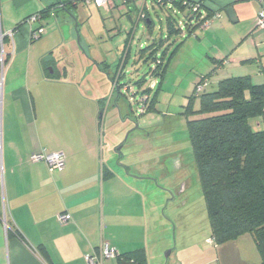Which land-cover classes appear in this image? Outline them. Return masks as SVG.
<instances>
[{"label": "crops", "instance_id": "0c3cea01", "mask_svg": "<svg viewBox=\"0 0 264 264\" xmlns=\"http://www.w3.org/2000/svg\"><path fill=\"white\" fill-rule=\"evenodd\" d=\"M1 1L17 9L31 4V12L25 17L56 4L41 23L57 19L62 42L66 43L64 28L73 20L71 9L58 8L60 0ZM146 1L130 0L136 9L127 5L119 13L126 14L123 17L131 25L129 30L130 25L125 26L127 35L115 49L119 66L130 55L138 21L148 24ZM202 1L205 13L217 11L219 17L192 33L182 31L179 45L174 42L166 49V55L172 51L166 60L169 62L190 38L205 55L203 72L196 74L193 84L216 67L208 87L212 81L243 75L264 86V29L255 26L261 5L254 0ZM116 6L113 0L102 8L114 10ZM25 17L7 12L1 16L6 31L1 27L0 31H12V35L5 50V71L0 67V264H88L86 256H99L104 245L116 253L141 249L146 264H168L171 251L166 258L162 256L168 246L157 236L162 227V216L157 221L152 200L157 186L153 178L122 162L125 140L119 142L118 137L129 130L125 128L128 118L122 119L125 109L117 107L112 116L105 109L100 115L104 89L100 88L102 95L97 97L90 86H80L97 85L100 80L72 77L60 65L63 56L55 57V50L46 52L42 41L28 43L31 26L23 22ZM122 29L115 27V32L121 35ZM147 39L149 43L154 37ZM42 59L48 62L46 70ZM216 59L222 62L216 65ZM112 117L118 119L116 130L113 135L105 134L104 122ZM260 120L264 125V109ZM41 151L63 152L64 166L50 170L44 161L31 160V154ZM62 213L69 215L65 222L58 219ZM245 235L235 240L240 260L260 264L251 235L247 236L254 248L250 250L252 257L242 254L249 246ZM122 262L105 257L96 264Z\"/></svg>", "mask_w": 264, "mask_h": 264}, {"label": "rangeland", "instance_id": "374dc122", "mask_svg": "<svg viewBox=\"0 0 264 264\" xmlns=\"http://www.w3.org/2000/svg\"><path fill=\"white\" fill-rule=\"evenodd\" d=\"M1 2L0 0V8H3L2 11L0 9V27L3 30L6 27L1 25L2 14L16 13L22 19L31 12L29 10L31 4L17 9L14 6H4V2L3 4ZM131 3L130 0H116L117 6L114 10L104 9L95 3L80 4L82 8H79L80 5L78 8H70V17L73 21L71 26L67 24L64 28L66 43L63 44L58 29L61 25L53 18H49L46 24L43 23L44 32L32 42L42 41L41 45L46 52L55 50L53 53L55 57L63 56L60 65L68 69L72 77H88L90 82L100 80L97 85L91 83L80 86L85 88L90 86L97 97L102 95L100 90L104 89L105 106L111 111L109 116L116 113L117 107L125 109L127 115L124 114L122 119L128 118L125 128H129L127 133L129 131L130 133L126 139L127 133L118 137L119 142L125 140L122 162L128 164L133 171L153 178V184L157 186V194L152 199L157 207V221L162 216V227L157 231V236L161 239L162 245L168 246L163 250L162 256L166 258L168 251H171V255L167 257L168 264L239 263L237 259L227 260L226 255L224 256V248L228 250L230 248L227 246H233L237 242L222 249L216 247L211 239L208 210L187 130V120L202 116L198 112V98L195 97L191 101L189 98L192 95L196 74L203 72L205 55L188 38L168 62L163 79L159 83L154 72L155 61L146 60L150 51L143 55L141 49L148 43L149 35L151 39L166 36V11L152 4L150 0L145 3L150 20L147 19V25L142 19L139 20L137 29L133 31L130 55L124 63L122 62L123 65H120L125 75L123 78H126H115L121 85L120 95H116L115 81H111L118 63L115 60L117 54L115 49L122 37L127 35L124 28L130 23L123 17L126 14L119 13L126 9L127 5L133 10L136 9ZM172 15L179 23L184 18L180 12ZM257 17L256 13L255 22ZM120 26L123 29L121 35H118L115 27ZM171 39L174 42L181 40L178 35ZM27 40L28 43L31 42L28 38ZM172 44L173 42L171 46ZM164 46L156 51L157 56L161 55ZM6 48L7 44L4 45L5 50ZM1 65L0 62V67ZM214 74L209 77L211 80H214ZM212 82L209 89L216 87L217 82ZM124 84L127 86L126 90L123 88ZM145 90L148 91L143 93L145 99H148L146 101L148 109L140 113V95ZM112 118L113 120L104 122L105 134L113 135L116 130L118 119ZM173 157L179 158L180 168L170 172L165 161ZM247 235L250 234L244 236L248 241L245 243L249 246H244L245 251L242 249V254L247 253L250 258L252 257L250 250L254 251V248Z\"/></svg>", "mask_w": 264, "mask_h": 264}, {"label": "trees", "instance_id": "16d2710c", "mask_svg": "<svg viewBox=\"0 0 264 264\" xmlns=\"http://www.w3.org/2000/svg\"><path fill=\"white\" fill-rule=\"evenodd\" d=\"M59 3L58 8L66 9L85 5L72 0H60ZM151 3L166 11V36L156 41L155 38L152 39L141 50L143 55L150 51L146 60L155 61L154 72L160 83L172 52L169 51L166 55V49L174 43L172 39L167 45L164 41L171 36H179L182 31L192 33L196 27L208 26L218 12L205 13L202 0H151ZM55 5L31 14L38 15L39 19L29 25L30 41L42 35L45 28L41 21L48 17ZM176 12L184 17L180 23L172 15ZM34 23L37 25L32 27ZM39 28L43 32L34 37L33 31ZM147 29L150 32V26ZM7 42L8 36H4L3 56L0 61L2 66L6 63L4 45ZM180 42L175 43L179 45ZM162 45L165 46L161 55L157 56L156 51ZM46 61H41L44 70L48 65ZM213 62L218 65L222 61L216 59ZM116 67L111 77L112 82L116 77L126 78H123L125 75L120 66ZM215 68L198 78L189 98L190 101L198 98V112L202 116L187 120L188 136L208 210L211 239L216 247L223 249L241 235L250 234L261 257L260 264H264V125L260 120L264 109V86L254 84L250 75H243L222 78L215 88L209 89L208 79ZM119 83L115 81L117 93L120 95ZM125 85L123 88L126 90ZM144 92L148 91L145 90L140 95V113L148 109V99H145ZM235 246H227L230 248L228 250L224 248V256L226 255L227 260L237 259L239 263L236 264H246L240 260ZM116 258L134 264H146L145 254L141 249L118 253Z\"/></svg>", "mask_w": 264, "mask_h": 264}, {"label": "built area", "instance_id": "2783aa9c", "mask_svg": "<svg viewBox=\"0 0 264 264\" xmlns=\"http://www.w3.org/2000/svg\"><path fill=\"white\" fill-rule=\"evenodd\" d=\"M77 2H82L85 5L90 4V3H95L99 7H105L108 4L112 2V0H72V2L76 3ZM261 6V8L257 11L258 17L256 20V26L260 29H264V6H262V0H256ZM219 17V13H216L214 15V19ZM39 19L38 15H31L26 19V22L30 25L33 22H36V20ZM31 32V31H30ZM43 32L42 28H39L37 30L33 31V36H37L40 33ZM12 31L9 32H2L0 31V61H2V53H3V44L2 40L4 36L11 37ZM31 160L33 161H44L46 165L49 167L50 170L53 169H61L64 164H65V156L63 152L57 151V152H49L45 153L44 151L38 152V153H33L31 154ZM58 219L61 222H65L69 219L68 214H60L58 215ZM118 253H116L114 250L110 249L107 245L102 246L100 250V255L99 256H86V261L88 264H96L101 261L102 258L105 257H116Z\"/></svg>", "mask_w": 264, "mask_h": 264}, {"label": "water", "instance_id": "95a60500", "mask_svg": "<svg viewBox=\"0 0 264 264\" xmlns=\"http://www.w3.org/2000/svg\"><path fill=\"white\" fill-rule=\"evenodd\" d=\"M126 138V137H125ZM165 164L168 166V170L171 171H176L177 169L180 168V161L178 157H173V158H168L165 161ZM121 264H132L131 261H123Z\"/></svg>", "mask_w": 264, "mask_h": 264}, {"label": "flooded vegetation", "instance_id": "af4514ba", "mask_svg": "<svg viewBox=\"0 0 264 264\" xmlns=\"http://www.w3.org/2000/svg\"><path fill=\"white\" fill-rule=\"evenodd\" d=\"M117 95L119 96V94L117 93ZM100 107H101V109H102V111H101V114L100 115H102L106 110L105 109H107V107L105 106V100L104 101H102L101 102V105H100ZM117 109V108H116ZM115 109V110H116ZM114 110V109H113ZM118 110V109H117Z\"/></svg>", "mask_w": 264, "mask_h": 264}]
</instances>
